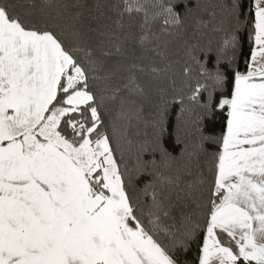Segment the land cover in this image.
<instances>
[{"label":"snow or ice","instance_id":"1","mask_svg":"<svg viewBox=\"0 0 264 264\" xmlns=\"http://www.w3.org/2000/svg\"><path fill=\"white\" fill-rule=\"evenodd\" d=\"M0 264H264V0H0Z\"/></svg>","mask_w":264,"mask_h":264},{"label":"trees","instance_id":"2","mask_svg":"<svg viewBox=\"0 0 264 264\" xmlns=\"http://www.w3.org/2000/svg\"><path fill=\"white\" fill-rule=\"evenodd\" d=\"M178 111V109H174L172 110V112H170L169 114V131H174L175 129V125H176V118H175V112ZM168 142L170 144H172L173 146H175V142H174V137L169 136L168 138Z\"/></svg>","mask_w":264,"mask_h":264}]
</instances>
